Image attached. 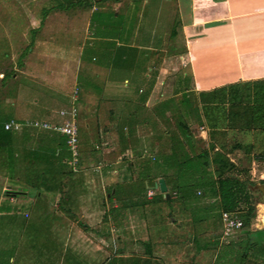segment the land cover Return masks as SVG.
<instances>
[{"label":"rangeland","instance_id":"374dc122","mask_svg":"<svg viewBox=\"0 0 264 264\" xmlns=\"http://www.w3.org/2000/svg\"><path fill=\"white\" fill-rule=\"evenodd\" d=\"M76 1L81 2V6L72 7L71 4ZM127 1L0 0V74L14 73L16 75L15 78L11 77L6 80L4 85H0V123L13 120L23 124L25 120H43L44 118V121L50 122L46 119L47 115L33 110L35 105H32L34 103L30 99L37 90L25 85L26 81L23 79V75L13 70V66L14 69H17L19 62L23 64L26 61V54L23 50L29 46L31 31H35L34 35H37L38 31L45 28L47 31L44 29L42 49L39 52L42 53L41 57L38 54L36 59H28L27 65L30 64L27 67H39V69L34 68L37 72L43 73L45 79L47 78L45 80L47 84L44 86L47 88L53 86L61 93V95L45 94L50 112L60 109L62 106L67 108L68 104L62 99L67 96L65 101L66 99L68 101L73 86L80 87L77 97V110L78 118L80 117L78 142L81 150L83 149L85 152L91 150L90 144L94 141V133L98 130H94V122L98 118L95 117L96 113H93L97 108L96 105L99 104L98 100L103 98V95L104 97L109 95L119 98V101H114L115 104L108 105V107L114 114L113 118L121 120V126H130L132 123L131 113L136 108L134 102L140 101V94L146 92L147 89L150 88L151 90L157 76L159 77L156 82H162L160 84L161 93L165 91L168 95L163 96L167 98H164L166 101L155 105L153 108L149 107L152 113L143 112L140 109L139 116L138 114L134 115V120L156 118L157 122V126L152 130L149 124L145 125L143 129L139 128L138 134H136L139 136L137 139L139 153L141 150L146 151L147 154L149 152L154 154L166 153L169 146L178 144L182 145L190 156L198 150L206 149L208 131L205 130L206 137H198L200 132L198 126L202 125L200 122L204 118L200 119L199 117L204 114H202L201 107L210 108V115L216 119V123L223 124L224 121H227L224 114L227 107L218 106L216 102L225 96L224 91L199 96L198 99H193L191 94L183 92V88L189 82V77L182 76V73H187V69L179 67L180 42L178 33L180 28L173 0L171 2L146 0L144 5H140L141 0H133L135 5L130 6H127ZM58 5L61 6V9L57 7ZM92 12L94 13L92 14ZM43 13L44 16H42ZM6 15L11 19L7 20ZM138 16H140L139 19ZM4 28L6 33H4ZM3 34L7 36L6 39H10V49ZM164 39L168 44L165 48H163ZM160 46L164 51H155ZM4 49L6 52H2ZM5 53L7 54L6 58L3 57ZM36 61H39L40 64H37ZM50 64H53L54 68L49 69ZM148 67L150 71L147 70ZM35 69L31 71H35ZM145 72L148 76L141 78ZM123 79L127 80L126 84L121 82ZM111 80L119 83L109 86L103 84L104 81L111 82ZM13 96L18 97L17 107H4L3 103L10 102ZM58 96H60L59 99ZM187 98L190 99L187 103L188 106L180 102V100L184 101ZM213 104H216V108L211 107ZM87 108H91V110L88 111ZM20 109L29 113L33 112L32 116L16 112ZM135 110L137 111V109ZM54 116L53 120L55 121L51 123H60L57 114ZM179 121L187 125L190 136L194 140V147L191 149L184 141L177 126ZM204 121L209 123L207 118H204ZM86 123H89V127H86ZM258 124L263 123L259 122ZM26 129L22 127L20 130ZM251 130L255 132L250 135L226 136V144L228 145L235 142L242 144L253 142L257 146L263 145L262 147L250 148L247 153L243 150H235L230 153L229 157L232 160L230 162L239 171L228 175L251 182L249 201L254 210V217L249 229L261 230L264 227L258 228L255 222H259V219L256 221L257 206L263 205V202L260 200L261 194L255 189V186H263L260 181H264V131H260L257 126ZM161 131L165 132V135L161 134ZM39 133L46 132L42 130ZM159 134L161 135L157 136ZM115 136L117 141L115 148L119 149L116 132ZM251 137L252 139H250ZM59 140L60 142L63 141L61 138ZM113 142H115L114 139ZM138 145H136L137 148ZM115 148L109 149L114 158L118 155ZM137 155L139 157L138 153ZM261 157L263 159L260 162L258 159ZM131 158L134 157L128 159L131 160ZM149 165L151 166V164ZM152 168L154 172L158 168L168 170L167 164L164 163L157 166L153 164ZM243 171L246 172L242 173ZM3 180L1 178L0 192L11 190H6L5 187L10 186ZM149 181L144 183V187L145 184L152 183ZM171 181L172 179H170ZM26 193V201L24 197H19V201L6 204L7 206L0 203V264H233V252L230 255L217 257L221 250H228L229 248L205 247L196 252L188 246L189 249L185 255L184 250L180 249V242L190 241L193 233L198 234L200 242L211 241L213 237L220 234L221 222L216 200L212 197L203 198L205 196L203 190L195 189L193 191L194 197L188 199L180 200L173 195L174 197L169 203L158 201L146 205L148 209L151 208L150 212L145 213L143 217L146 229L144 230L143 227L139 229L137 224L138 228L135 229L133 228L135 227L133 226L134 223H131L132 230L134 229L133 242L130 241L121 245L115 237L116 229L111 225V229L108 230L106 250L96 254V257L86 256L87 247L85 251L82 248L83 245L81 247L69 245L67 251L64 252L62 244L56 239V234L53 233V226L57 219L51 215V211L47 212L45 209V211L43 210L44 215H39L36 210L38 205L34 206L30 201L43 198L37 197L33 191ZM157 195L162 197V194L155 192L154 197L158 198ZM44 203L48 204L47 201ZM242 207H244V203L240 202L239 208ZM259 211L260 214L264 213V205ZM24 215L26 217H23ZM171 220H175L176 225H173ZM124 229L131 231L130 223ZM238 236L240 234L225 241L219 240V242L222 243V246L229 243L234 244V246L230 245V249L234 251L237 248L236 237ZM171 242H176V244ZM144 244H148L150 251L148 255L144 253ZM12 247L13 249H11ZM121 247L123 255L132 254L135 256L118 259L115 256ZM9 258L12 259L9 261Z\"/></svg>","mask_w":264,"mask_h":264},{"label":"crops","instance_id":"0c3cea01","mask_svg":"<svg viewBox=\"0 0 264 264\" xmlns=\"http://www.w3.org/2000/svg\"><path fill=\"white\" fill-rule=\"evenodd\" d=\"M162 1L171 2L172 0ZM173 1L180 28L178 33L180 42L178 55V58L180 59L179 67L187 69V73H182V76H189V82L187 83L188 91L186 94H191L192 97H194L193 99H198L197 97L200 95H209L211 91L222 89L225 86L264 80V0ZM145 3L146 0L140 1V5H144ZM128 4H134L133 0H128ZM139 17L140 16H138V19ZM6 19L9 20L11 18L6 15ZM44 29L45 28H42L38 31L37 35H34L32 38V41L31 39L29 40V46L27 45L28 47L23 50L26 54V61L28 59L31 60V58L36 59L38 54L40 55L39 57H41L42 53L39 52L42 49V38H44L45 34ZM4 31V33L7 32L5 28ZM45 31H47V29H45ZM151 34L154 35V33ZM3 36L5 39L7 38L6 35L3 34ZM6 40L10 49V39ZM167 45V41L164 39L163 48ZM163 48L160 46L155 51H164ZM2 52H6V50L4 49ZM3 57L6 58L7 54H3ZM26 61L23 63L24 67H22L23 64L19 62L17 69H14L13 66V70L23 75V79L26 81L25 85L37 90V92L30 99L32 103H34L32 105H35L33 108L34 112L39 111L40 114L43 113V115H47V120L54 122L55 120L53 119L55 118V112H57L59 108L52 110L53 113L50 112L51 110L48 107L49 105L45 94L48 93L52 95V93H54L55 95H61V93L53 86H50L49 88L44 86L47 84L45 81L47 78H44L43 73L37 72L36 69H39V67H27L30 63L27 65ZM36 63L40 64L39 61H36ZM48 67L49 69H52L54 68V65L50 64ZM32 69H35L36 72L31 71ZM147 70L150 71V68L148 67ZM7 74H10L11 76L6 79L4 74H0V85H4L6 80H9L11 77L15 78L16 76L14 73ZM146 76H148V74L145 72L141 78H145ZM158 77L159 76L155 77L156 80H158ZM156 80L143 103L137 100L134 102L133 100L136 108H134L131 113L132 123L130 126L126 125L127 127H125V125L123 126V132L125 135L127 129L131 131V142L129 141L124 147L119 146V149L115 148L117 146L115 132L116 128L121 125V120H115L113 118L114 114H112V110L108 107V105L115 104L114 101H119V98L109 95H105L104 97L103 95V98L98 100L99 104L98 106L96 105L97 108L93 113H96L95 117L98 118L94 122V130L95 127L98 129L96 130V133L98 135L99 144L92 145V148L96 150L94 153L85 152L84 155L81 154L79 157L80 170L82 173H86V177L82 179V188L75 190L70 198L65 201L66 204L64 202L62 206L58 203L59 197L56 193L36 194L37 197L43 199L30 201V203L34 206L38 205L36 206V210L39 215L43 216L45 210L47 212L51 211V215L57 219L55 220V225L53 226V233L56 234V239L62 244L64 252L67 251L69 245H78L80 247L83 245L82 248H84L85 251V248L87 247L86 256L90 255L92 257H96V254L101 253L102 250H106L108 230L111 229V225L116 229L115 237L121 245L134 241V229L132 230L131 223H134L133 226L135 227L133 228L135 229L138 228V226L139 229H141V227H143L144 230L146 229V223L143 217L145 213L150 212V207L148 209L147 206L140 207L129 205L120 208L119 205L114 202V199H111L114 211L108 214V205L110 204L106 200V198H108V193H106V191L108 187L114 184L127 183L131 178H133L131 170H128L126 166H130L138 159V155L136 156V154H139V145L137 142L139 136L136 134H138L139 128L143 129L145 127V120H134V115L138 114L139 116L138 112L140 109L143 112L149 111L152 113L149 109L166 101L164 99L166 97L163 96L168 95L165 91L161 93L162 89L160 84L162 82H156ZM121 82L126 84L127 80L123 79ZM118 83L119 82L112 80L111 82H103L106 86ZM142 83H144V81H142ZM46 90L55 92L49 93V91ZM159 96L161 98H158ZM65 97L67 96H64L62 100L67 103V99L65 101ZM9 98L11 99V97ZM57 98L59 99L60 96ZM17 104V96H13L10 102L3 103L4 107L11 106L13 108L17 107ZM135 109H137V111ZM86 110L90 111L91 108H87ZM16 112L28 116H32L33 113L21 111V109ZM125 113L127 114V112ZM199 117L202 119L203 115H200ZM43 120H45V118ZM77 120V129H79L78 126L80 124V117L78 118L77 116ZM200 124L202 125L198 126V129L200 130L198 137L203 138L206 137V131H208L209 128H207L204 118L201 120ZM86 127H89V123H86ZM259 130L262 131L261 129ZM253 132L255 131L251 129L238 131L237 128H225L222 124H217V127L214 129L212 135V140L208 139V142L210 141L213 143L214 150L220 149L221 147L224 149H230L238 144L242 147L251 149L255 147H262V144L257 146L253 142H244L243 144L235 142L230 145L226 144V136L230 137L235 134L250 135ZM112 138L115 142H113ZM250 139H252V137ZM261 143L263 142L261 141ZM129 144L131 145L129 146ZM136 145H138V148ZM114 148L117 154L120 152V155H117L115 158L111 156L109 151V149ZM233 151H231V153ZM134 153H136L135 156H133ZM229 155L230 153L226 156L229 161H232ZM122 157L125 158V160L122 161ZM129 157L134 158H131L130 160L128 159ZM125 162H127V164ZM95 166H99L98 172L93 171V167ZM167 187L169 188V186ZM26 194V192H23L21 195H17L16 197H6L2 195V192H0V203L7 206L8 204H13L19 201V197H24L26 201ZM101 196H103L104 208L99 206ZM45 201H47L48 204L44 203ZM261 206H257L258 210L256 221L259 219V222H255V225L258 228L264 227V213L262 212L260 214L259 211ZM23 217L26 216L24 215ZM129 223L131 231L124 229ZM59 230H61V233H59ZM172 244H176V242H172ZM179 246L181 250H184V255L187 254L186 251L189 249L188 246L190 247L189 242L182 241ZM11 249H13V247ZM122 250L123 249L121 248L117 250L118 253L116 252L115 257L123 259L135 256L132 254L125 256L123 255ZM193 250L198 252V250L201 249L196 247V249ZM106 253L105 255L107 256ZM11 259L12 258H9V261Z\"/></svg>","mask_w":264,"mask_h":264},{"label":"trees","instance_id":"16d2710c","mask_svg":"<svg viewBox=\"0 0 264 264\" xmlns=\"http://www.w3.org/2000/svg\"><path fill=\"white\" fill-rule=\"evenodd\" d=\"M126 4L127 6L129 5L128 1ZM71 6H81V2L76 1ZM57 7L61 9L60 5ZM94 11L96 12L97 10L95 9ZM110 13L112 14V12ZM42 16H44V13ZM34 32L31 31V41ZM9 76L11 75H4L5 79ZM149 90L150 88L140 94L139 102H144ZM187 91L188 88L185 85L183 92L186 93ZM216 91H224L225 93V96L216 102L218 106L224 105L227 107L226 113H224L227 121L223 122V127H234L238 131H244L257 126L264 131V80L229 85L222 89L211 91V93ZM188 101H190L189 98L184 101L180 100L187 106ZM211 107L216 108V104L211 105ZM210 110V108L201 107L202 114L204 113L203 117L209 121V123L205 122L207 128H209L207 132L208 139L212 140L217 123L216 119H213L210 115ZM148 119H144V124H149L152 130L157 126L156 118ZM259 122L263 124L259 125ZM3 124L4 121L0 123V178H3L7 185L14 188V190L3 191V196L16 197L28 191H33L35 194L56 193L59 197L58 203L62 206L75 190L82 188V179L86 177V173L81 172L79 160L74 169L67 164L69 153L65 148L63 136L50 130H45L46 133L42 134L39 133L42 130L36 132L37 130L31 129L5 131L2 127ZM177 126L188 147L190 149L193 148L194 142L187 125L179 121ZM77 132V140H79V129H77ZM116 133L119 146L124 147L129 141L131 142L132 133L129 129H127L125 135L123 126L120 125L116 128ZM160 133L165 135V132L161 131ZM94 134V141L90 144L91 150L87 151V153H94L95 149L92 148V145L98 144V135ZM59 138L63 141L60 142ZM80 147L78 142L79 157L81 154H85V151L81 150ZM249 149L238 144L230 149L221 147L214 150L213 143L209 141L206 149L198 150L191 156L187 154L180 144L169 146L167 154L163 152L161 154H154L153 152H151L152 154L150 152L147 154L146 151L141 150L138 160L130 166H126L128 170H131L133 178L127 183L114 184L108 187L106 191L108 193L106 200L110 204L108 214L114 211L111 199H114V202L120 208L129 205L144 207L158 201L169 203L174 197L173 195L180 200L188 199L189 197H194L193 191L195 189H200L205 191L203 198L212 197L216 200L219 215L222 211L237 212L242 222V230L239 232L240 236L236 237L237 248L234 251L230 249V245L234 246V244L221 245L222 243L219 242L220 235L213 237L211 241L200 242L198 234L195 233L192 234V238L188 241L190 248L204 249L205 247L216 248L221 246L229 249L221 250L217 257L230 255L233 252V264H264V229H249L251 220L254 217V210L249 201V187L252 184L247 180H239L228 175L239 170L228 160L226 155L233 150H243V152L247 153ZM118 155H120V152H118ZM121 159L122 161L125 160L123 157ZM261 159L263 158L261 157ZM125 163L127 164V162ZM163 163L167 164L168 170L158 168L156 172L153 171V164L157 166ZM168 172L170 174H167ZM245 172L243 171L242 173ZM158 177H161L165 185L169 186L168 200L159 195H157L159 196L158 198L154 197V193L158 192V190L152 187ZM170 179H172L171 182ZM148 180H150L149 182L152 181V183L145 184L144 187V183H147ZM260 183L264 186V181H260ZM148 189L152 191V196L147 199L146 192ZM240 202L244 203V207L239 208ZM262 204L264 205V202ZM99 206L104 208L103 196L100 198ZM171 222L176 225L175 220H171ZM144 253L150 254L148 244H144Z\"/></svg>","mask_w":264,"mask_h":264},{"label":"built area","instance_id":"2783aa9c","mask_svg":"<svg viewBox=\"0 0 264 264\" xmlns=\"http://www.w3.org/2000/svg\"><path fill=\"white\" fill-rule=\"evenodd\" d=\"M79 89L74 85L71 94L68 96V107H62L57 110L56 114L60 118V123H51L44 120H25L23 124L13 120L4 122L3 130L19 131L22 127L31 130H50L54 131L64 138V144L69 153L67 164L71 168H75L79 160L78 140H77V97ZM99 166L93 167V171L98 172ZM147 198L152 196L150 189L146 192ZM219 219L221 222V231L219 240L225 241L234 235H238L242 230V222L239 219L237 212H220Z\"/></svg>","mask_w":264,"mask_h":264},{"label":"water","instance_id":"95a60500","mask_svg":"<svg viewBox=\"0 0 264 264\" xmlns=\"http://www.w3.org/2000/svg\"><path fill=\"white\" fill-rule=\"evenodd\" d=\"M153 187L155 189H157L160 194H162V196H163V198L165 200L169 199V188L165 185V183H164L162 178H158L155 181ZM5 188H6V190H8V189L14 190L13 187L6 186ZM255 189L260 192V194H261V199L260 200L262 202H264V186H255Z\"/></svg>","mask_w":264,"mask_h":264}]
</instances>
